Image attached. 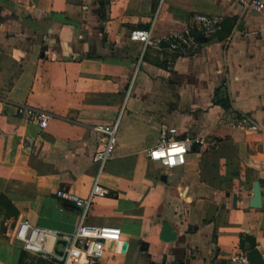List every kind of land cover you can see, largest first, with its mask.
Returning a JSON list of instances; mask_svg holds the SVG:
<instances>
[{
	"label": "crops",
	"instance_id": "1",
	"mask_svg": "<svg viewBox=\"0 0 264 264\" xmlns=\"http://www.w3.org/2000/svg\"><path fill=\"white\" fill-rule=\"evenodd\" d=\"M194 14L222 18V30L206 41L194 30L195 53L171 51L163 38ZM133 29L158 45L130 40ZM223 82L227 109L214 101ZM21 105L48 114L46 126L19 117ZM242 116L264 127V12L234 0H0V197L15 212L0 213V264H59L23 250L14 232L25 221L73 233L80 212L56 191L87 197L96 178L107 195L85 222L119 228L127 244H107L96 264L262 254L264 131L236 129ZM116 120L114 157L99 171L105 137L93 127ZM162 126L205 143L167 169L147 156ZM256 182L261 208L249 207Z\"/></svg>",
	"mask_w": 264,
	"mask_h": 264
},
{
	"label": "built area",
	"instance_id": "2",
	"mask_svg": "<svg viewBox=\"0 0 264 264\" xmlns=\"http://www.w3.org/2000/svg\"><path fill=\"white\" fill-rule=\"evenodd\" d=\"M165 0H160L163 3ZM241 8L251 13L264 12V0H234ZM197 31L203 40L214 38L215 34L222 30V18L206 14H194L189 24L183 29L174 31L163 38L171 51L179 53H195L203 42L199 41L193 31ZM129 38L132 41L142 43L145 47L157 46L158 42L151 40V30L133 29ZM226 86L227 83L223 82ZM17 114L26 122L44 128L48 121V114L26 106H18ZM119 121L112 124H101L93 127V131L105 137L102 150L94 154L93 161L98 164L99 171L105 163L113 159L116 148V136ZM236 129L246 132L264 131V127L247 117L242 116L235 121ZM176 130L162 126L159 142L147 151L150 160L160 163L167 169H172L184 164V155L192 145L202 146L205 141L202 137L193 139H176ZM107 190L94 181L87 197H80L74 193L59 189L56 197L64 202L72 204L80 212L79 224L73 233L59 234L56 231L32 226L27 222H20L14 232V239L21 244L23 250L30 252L44 260L61 262V264H96L102 256L107 244H115V250L121 252L122 240L119 239V228L111 226H95L86 224V218L91 211L93 200L98 197H106ZM63 243L62 254L55 251L56 242ZM264 264V252L260 254ZM234 264H249L245 254L233 257Z\"/></svg>",
	"mask_w": 264,
	"mask_h": 264
},
{
	"label": "water",
	"instance_id": "3",
	"mask_svg": "<svg viewBox=\"0 0 264 264\" xmlns=\"http://www.w3.org/2000/svg\"><path fill=\"white\" fill-rule=\"evenodd\" d=\"M43 50H46V47H44ZM236 199H237L236 194H233L232 199H231L232 207L236 206ZM249 207L251 208H261L262 207V192H261L259 182H256L255 185H253V193H252V198L249 200ZM126 249H127V244L123 243L121 252L124 253ZM57 253L59 255L62 254L61 251H57ZM246 256L248 258L249 264H263V260L257 249L248 250L246 253ZM59 264H61V262H59Z\"/></svg>",
	"mask_w": 264,
	"mask_h": 264
},
{
	"label": "trees",
	"instance_id": "4",
	"mask_svg": "<svg viewBox=\"0 0 264 264\" xmlns=\"http://www.w3.org/2000/svg\"><path fill=\"white\" fill-rule=\"evenodd\" d=\"M100 17L102 19H104L103 15H100ZM224 87H225L224 85H221V87L218 88V90H216L214 92V101L216 104H218L222 108L227 109L228 108V98H227L226 90ZM11 207L12 206L7 199H5L4 197H0V213H1V211L5 210L6 211V214H5L6 219L8 217H12V216L14 217L15 216L14 209H12ZM23 260H24V256L21 257L20 264H23Z\"/></svg>",
	"mask_w": 264,
	"mask_h": 264
}]
</instances>
